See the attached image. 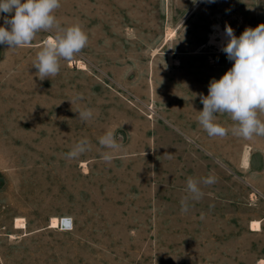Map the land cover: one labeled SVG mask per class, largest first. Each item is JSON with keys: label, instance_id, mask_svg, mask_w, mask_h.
I'll use <instances>...</instances> for the list:
<instances>
[{"label": "rangeland", "instance_id": "obj_1", "mask_svg": "<svg viewBox=\"0 0 264 264\" xmlns=\"http://www.w3.org/2000/svg\"><path fill=\"white\" fill-rule=\"evenodd\" d=\"M53 15L88 36L57 75L33 67L55 28L0 45V264H256L264 136H235L217 113L228 134L210 137L198 116L200 94L233 65L208 42L212 25L239 37L264 23V0H60ZM109 131L118 149L99 144ZM85 138L88 150L67 158ZM189 177L203 196L182 213ZM53 216L72 226L50 227Z\"/></svg>", "mask_w": 264, "mask_h": 264}, {"label": "clouds", "instance_id": "obj_2", "mask_svg": "<svg viewBox=\"0 0 264 264\" xmlns=\"http://www.w3.org/2000/svg\"><path fill=\"white\" fill-rule=\"evenodd\" d=\"M59 7L60 0H0V19L3 20L0 45L8 49L28 46L38 32L56 29L33 63L41 80L57 75L59 59L71 61L88 42V36L79 24L61 27L57 23L53 13ZM222 39L220 50L233 65L219 80H210L207 96L200 94L203 109L199 111L198 123L210 137H224L228 129L214 123V119L217 113H228L236 122L231 129L233 135L244 139H251L254 135L264 136V122L257 115V110L264 112V23L255 28L246 27L239 37L226 24ZM92 116L91 109L78 112V118L82 121ZM121 143L122 140L118 141L111 131L99 138V144L107 149H118ZM88 145L86 138L81 139L66 154L67 158H78L88 150ZM104 159L110 160L111 156L105 154ZM203 183L213 184L215 178H203ZM199 184L200 181L192 177L187 179L188 195L180 201L182 213L189 211L190 200L202 198Z\"/></svg>", "mask_w": 264, "mask_h": 264}, {"label": "bare ground", "instance_id": "obj_3", "mask_svg": "<svg viewBox=\"0 0 264 264\" xmlns=\"http://www.w3.org/2000/svg\"><path fill=\"white\" fill-rule=\"evenodd\" d=\"M213 31L211 32V35H210V38H209V43H213L215 44L219 49L221 48L222 46V43H223V33H224V26L220 23V22H216L214 23L213 25ZM53 36H47L46 39H45V42L51 38ZM171 37V35H170ZM85 65L82 64L80 67H84ZM85 68V67H84ZM70 218L68 220H65L64 222H69V226H61V222H62V218ZM61 218V216H53L51 217V220H50V227H61L62 229L63 228H70L72 226V219L71 217H66V216H63ZM71 221V223H70ZM15 226L16 227H20V228H24L26 227V223H25V220L24 218H20V217H17L16 220H15ZM251 227L253 229H260L261 228V224L259 222V220H255L253 221L252 220V223H251Z\"/></svg>", "mask_w": 264, "mask_h": 264}, {"label": "crops", "instance_id": "obj_4", "mask_svg": "<svg viewBox=\"0 0 264 264\" xmlns=\"http://www.w3.org/2000/svg\"><path fill=\"white\" fill-rule=\"evenodd\" d=\"M169 54H171V51H170ZM246 161H248L247 154H246V156H245V162H246ZM252 220H253V221H255V220H259V222H260V224H261V220H260V219H251V220H250V224H249V228H250L252 231H261V230H262V224H261V228H260V229H258V230L253 229V228L251 227ZM256 264H264V257L259 258V260H258V262H257Z\"/></svg>", "mask_w": 264, "mask_h": 264}, {"label": "water", "instance_id": "obj_5", "mask_svg": "<svg viewBox=\"0 0 264 264\" xmlns=\"http://www.w3.org/2000/svg\"><path fill=\"white\" fill-rule=\"evenodd\" d=\"M68 219H70V218H62V222H61V226H69L70 224H69V222H64L65 220H68ZM70 223H71V221H70Z\"/></svg>", "mask_w": 264, "mask_h": 264}]
</instances>
